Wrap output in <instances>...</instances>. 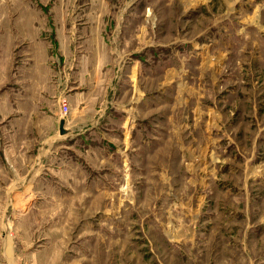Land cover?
Returning <instances> with one entry per match:
<instances>
[{
	"label": "rangeland",
	"instance_id": "rangeland-1",
	"mask_svg": "<svg viewBox=\"0 0 264 264\" xmlns=\"http://www.w3.org/2000/svg\"><path fill=\"white\" fill-rule=\"evenodd\" d=\"M0 37V264H264V0H0Z\"/></svg>",
	"mask_w": 264,
	"mask_h": 264
},
{
	"label": "crops",
	"instance_id": "crops-1",
	"mask_svg": "<svg viewBox=\"0 0 264 264\" xmlns=\"http://www.w3.org/2000/svg\"><path fill=\"white\" fill-rule=\"evenodd\" d=\"M11 4L14 6V8L17 7L18 9L28 10V8L29 9L31 8V5L25 3V1L15 2V3H11ZM136 13H138V10H133V11L127 12L126 14H125L124 11H120L119 16L117 17V22H118L117 23V29L121 30V25L120 24L124 23V18L125 17H127V22L125 24V27H127V28L129 26L131 27V23H133L132 19L135 17ZM19 14H20V12H19ZM18 17H21V15H19ZM16 18H15V20H16ZM27 25H28L27 27H23L21 25V31H23L24 33L26 31V35H27L26 38H23V35H21V34H19V36L17 38V36H15V32L10 34L8 32V29H4V30H2V32L4 34H10V36L12 35L11 38H10V36L8 37V40H10V43H11V41H13L11 46H10V50H16V48H17V49L22 51L23 57L27 58L28 66L30 68L29 71H30V73H33L32 76H29V79H31V81H33L35 83L34 84L35 87H42V84L40 83L41 79H43V80L47 79V74H46V70H45V68H46L45 67V59L43 58L41 61L39 59V57L40 58L44 57L45 56V52H46V50L42 46V44L44 43L43 42L44 38L41 36L43 34V32L41 31L42 29L40 31H38L34 21H31V23L30 22L27 23ZM28 31H30V32H28ZM99 35L103 36V33L100 31V33L97 34V30H93L91 32V34H90V37L94 38V41H97V43H92L91 46H90V49L92 50V52H97V51H103L104 50L105 43H98V41L101 39V37ZM135 36L137 37L136 39L139 42H143L144 44L147 43V41L145 40V34H142V35L135 34ZM85 37H88V36H85ZM150 40L151 39L149 37V41H148L149 44H146V45L153 46L154 43L150 42ZM138 41H137V43H138ZM19 44H20V46L17 47ZM146 45L144 47H146ZM0 48H2V39H1V37H0ZM137 52H139V51L134 50V52L133 53L132 52L129 53L128 54L129 56H127L126 58H124L123 55H122L121 56L123 58L122 60L130 58V56L135 58V54ZM118 53H120V52H118ZM76 63H77V61H76ZM131 63H132V64H130V67H132L131 68V71H132L131 73H133L136 70L137 71L140 70V65H139L138 61L131 62ZM95 65L96 64H94V66ZM41 68H43V69L41 70ZM76 82L78 83V85L74 89H76V91H77L76 95L78 96V100H80V101L91 100L92 97H93L91 95V93H94L96 88H94L93 85H90V83L88 84V83H84V82H78V81H76ZM108 84H110V83H108ZM55 89H56L55 93L58 92L59 95H62L63 92H64L63 86L62 85L59 86L58 83H57ZM113 90L114 89L111 86L110 87V91L112 92ZM32 94L36 95L37 92H33ZM69 99L72 100L71 97H69ZM61 120L62 119L59 118V119H57L55 121V124L57 126V134H59V136H60L59 123H60ZM59 136L58 135L49 136L47 141H51V143H52V141L58 140Z\"/></svg>",
	"mask_w": 264,
	"mask_h": 264
},
{
	"label": "water",
	"instance_id": "water-1",
	"mask_svg": "<svg viewBox=\"0 0 264 264\" xmlns=\"http://www.w3.org/2000/svg\"><path fill=\"white\" fill-rule=\"evenodd\" d=\"M59 126H60V134L61 135L66 134L67 133V130L65 128V119H62L60 121Z\"/></svg>",
	"mask_w": 264,
	"mask_h": 264
},
{
	"label": "built area",
	"instance_id": "built-area-1",
	"mask_svg": "<svg viewBox=\"0 0 264 264\" xmlns=\"http://www.w3.org/2000/svg\"><path fill=\"white\" fill-rule=\"evenodd\" d=\"M62 107L64 109L63 111H65V113H67L68 112L67 111L68 110V101L65 98L62 100Z\"/></svg>",
	"mask_w": 264,
	"mask_h": 264
}]
</instances>
